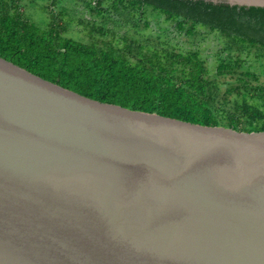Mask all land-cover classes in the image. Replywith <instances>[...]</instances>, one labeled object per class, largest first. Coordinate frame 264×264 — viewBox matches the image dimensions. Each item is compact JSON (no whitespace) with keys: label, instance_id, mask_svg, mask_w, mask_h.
<instances>
[{"label":"water","instance_id":"obj_1","mask_svg":"<svg viewBox=\"0 0 264 264\" xmlns=\"http://www.w3.org/2000/svg\"><path fill=\"white\" fill-rule=\"evenodd\" d=\"M0 264H264V132L97 103L0 58Z\"/></svg>","mask_w":264,"mask_h":264},{"label":"trees","instance_id":"obj_2","mask_svg":"<svg viewBox=\"0 0 264 264\" xmlns=\"http://www.w3.org/2000/svg\"><path fill=\"white\" fill-rule=\"evenodd\" d=\"M29 1L0 0L6 62L97 103L201 127L264 132V8L80 0L79 24L96 36L84 43L64 37L62 0H43L45 27L26 16Z\"/></svg>","mask_w":264,"mask_h":264},{"label":"rangeland","instance_id":"obj_3","mask_svg":"<svg viewBox=\"0 0 264 264\" xmlns=\"http://www.w3.org/2000/svg\"><path fill=\"white\" fill-rule=\"evenodd\" d=\"M46 6L43 0H30L29 4L26 5L25 14L36 26L45 27L47 26L46 24L50 23L49 14L44 10ZM62 6L61 13L65 16L60 23L69 24V29L64 34V37L80 40L84 43L95 41L96 36L91 35L85 26L79 24V19L84 17L80 0H75L74 3H71L69 0H62ZM59 7L58 4L57 10Z\"/></svg>","mask_w":264,"mask_h":264}]
</instances>
